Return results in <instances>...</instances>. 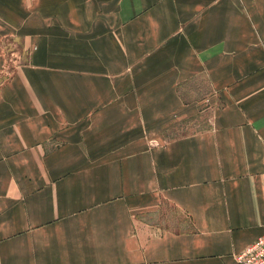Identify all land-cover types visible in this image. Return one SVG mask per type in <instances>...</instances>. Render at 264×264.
Listing matches in <instances>:
<instances>
[{
  "label": "crops",
  "instance_id": "crops-1",
  "mask_svg": "<svg viewBox=\"0 0 264 264\" xmlns=\"http://www.w3.org/2000/svg\"><path fill=\"white\" fill-rule=\"evenodd\" d=\"M5 72L0 264H239L264 236V0H0Z\"/></svg>",
  "mask_w": 264,
  "mask_h": 264
},
{
  "label": "built area",
  "instance_id": "built-area-1",
  "mask_svg": "<svg viewBox=\"0 0 264 264\" xmlns=\"http://www.w3.org/2000/svg\"><path fill=\"white\" fill-rule=\"evenodd\" d=\"M239 264H264V236L235 256Z\"/></svg>",
  "mask_w": 264,
  "mask_h": 264
},
{
  "label": "rangeland",
  "instance_id": "rangeland-1",
  "mask_svg": "<svg viewBox=\"0 0 264 264\" xmlns=\"http://www.w3.org/2000/svg\"><path fill=\"white\" fill-rule=\"evenodd\" d=\"M17 43L18 44H15L14 42H11V43L6 42V44H5L6 52L7 53L9 52V54H10V53H12L14 51V49H15L14 47H18L16 49H19V52L23 56V58H20V59H18V60L15 61V60H13L14 58L11 56V60H8L7 59V64L13 65L14 61H15V63H17V62L19 63V62H24L25 61V58L24 57H25V54L27 53V49L23 46V44H24L23 42H20L19 41ZM12 75L13 74H8L7 72L2 73L0 75V79H8V80H11V79H13V76ZM24 79H27V76L26 75H25Z\"/></svg>",
  "mask_w": 264,
  "mask_h": 264
}]
</instances>
